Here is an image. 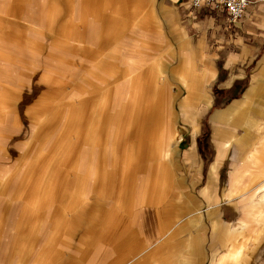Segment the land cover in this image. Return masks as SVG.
I'll list each match as a JSON object with an SVG mask.
<instances>
[{
    "label": "rangeland",
    "instance_id": "374dc122",
    "mask_svg": "<svg viewBox=\"0 0 264 264\" xmlns=\"http://www.w3.org/2000/svg\"><path fill=\"white\" fill-rule=\"evenodd\" d=\"M59 1L66 3L64 25ZM146 2L16 0L21 24L4 48L13 50L10 63L0 55V97L7 101L0 112V264H108L126 248L120 238L109 240L118 227L138 241L133 253L145 245L148 253L177 239L182 218L193 214L211 221L204 264H255L264 248V201H251L264 182V65L242 113L250 137L222 176L228 207L208 208L201 202L207 168L193 151L203 150L198 123L208 124L209 113L186 106V87L171 78L181 65L176 55L142 27V17L149 26L155 17L154 0ZM127 78L140 85L134 109ZM99 142L107 147L98 149ZM67 204L71 215L60 216ZM236 220L248 224L228 246L223 227ZM86 227L98 235L99 262L84 254ZM240 247L245 254L229 260L226 253Z\"/></svg>",
    "mask_w": 264,
    "mask_h": 264
},
{
    "label": "crops",
    "instance_id": "0c3cea01",
    "mask_svg": "<svg viewBox=\"0 0 264 264\" xmlns=\"http://www.w3.org/2000/svg\"><path fill=\"white\" fill-rule=\"evenodd\" d=\"M146 1L145 4L150 3ZM58 4V19L64 25L66 24V3L63 2L62 5L59 1ZM17 5L19 7L16 0H0V55L6 65L12 58L8 52L13 50L11 48L7 52L4 48L6 44H11L15 25L21 24L17 18L20 17L18 14L20 7L17 8ZM151 5L153 8L149 14L151 16L154 12V20L149 26L148 15L143 14L145 17L144 19L142 17V27L147 24L148 32H152L156 39L162 40L176 55V63L181 65L177 66L171 78L181 81L186 87L185 96L192 100V103L189 105L186 103V106L194 107V110L197 106L196 109L205 111L204 115L209 113L208 124H205L206 121H198L197 135H200V138L203 137V150L201 153L193 151L197 161L201 162L196 163L202 168H207L201 202L205 206L208 204V208L218 206L227 208L226 204L229 200L223 195L226 189L222 185V176L225 175L224 170L228 160L234 151L238 150V143L245 144L250 137V132L244 129L246 125L245 121L243 122L242 113L246 97L255 86L252 84L256 76L255 70H259V67L264 65V0H251L244 17L234 23L229 20L225 11L214 6L194 8L192 0H154ZM27 22H29L28 16ZM200 64L201 66H198ZM126 80L127 83L125 82L124 85H131L133 89L131 98L136 104L132 108L134 109L139 106L141 99L140 85L137 84L138 78ZM72 93L75 98L81 95L76 89ZM6 102V99L0 97V112L3 114L7 109ZM215 102L225 104L211 111ZM75 103L71 104L75 105ZM200 138L199 142L202 141ZM195 141L198 145V141L196 139ZM168 145L170 147L174 145L171 137L166 143V148L169 150ZM106 147V143L99 142L97 148ZM253 152V149L249 150L248 155L250 156ZM214 177L218 178V181ZM50 193L55 195L57 192ZM251 201L252 203L264 201V182L256 188ZM72 204H76V201ZM71 208L68 204L60 205L59 215H71L69 212L73 211ZM104 213L110 221L111 215L108 211ZM182 219L185 225L180 227V232H176L177 239L172 235L148 253L144 250L146 245L139 254L133 253L139 247L138 241H133L131 232L125 229L120 230L118 227L109 240L120 238V241L124 243L123 246L128 249L125 248L124 253L118 254L121 256H117L116 259L113 257L106 262L108 264H204L208 251L207 244L211 240L206 230L211 221L208 217L199 214ZM91 222L94 223L96 220ZM247 224L245 220H236L229 226L223 227V237L228 246H232V239L244 235L243 229L247 227ZM181 228L185 230L181 231ZM93 229L88 227L82 232V238L87 241L84 254L91 253V260L99 262V248H93L98 235ZM191 229L192 232H190ZM261 229L264 238V224ZM75 231L79 232L78 229ZM190 235L195 236L198 242L193 243L191 241L193 237ZM154 246L155 243L152 247ZM163 249L166 251L164 252ZM244 254L243 247L226 253L231 261L239 260ZM263 255L264 248L256 254L255 264H264Z\"/></svg>",
    "mask_w": 264,
    "mask_h": 264
},
{
    "label": "built area",
    "instance_id": "2783aa9c",
    "mask_svg": "<svg viewBox=\"0 0 264 264\" xmlns=\"http://www.w3.org/2000/svg\"><path fill=\"white\" fill-rule=\"evenodd\" d=\"M251 0H192L194 8L214 6L225 11L231 22L241 20L246 14Z\"/></svg>",
    "mask_w": 264,
    "mask_h": 264
}]
</instances>
